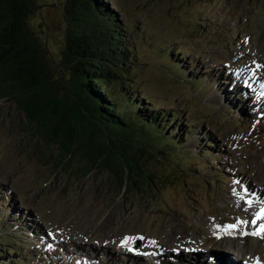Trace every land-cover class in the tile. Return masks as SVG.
<instances>
[{
	"label": "rangeland",
	"instance_id": "obj_1",
	"mask_svg": "<svg viewBox=\"0 0 264 264\" xmlns=\"http://www.w3.org/2000/svg\"><path fill=\"white\" fill-rule=\"evenodd\" d=\"M65 1L36 0L40 9L29 18L31 29L56 61L64 46ZM107 3L124 25L125 44L134 49L132 63L123 68L132 80L130 91L143 95V107L159 120L161 133L168 135H163L165 142L168 137L171 144L164 148V159L148 162L157 190L123 195L109 182L107 171H95L80 182L70 174H54L52 158L44 159L38 139L22 131V113L13 102L3 101L2 249L22 264H101L93 258L97 255L111 259L109 264H179L171 257L181 261L186 254L188 264H230L233 259L226 254L231 253L221 246L243 250L246 262L264 258V233L254 238L228 232L237 235L235 240L222 233L240 223L248 227L245 232H259V216H264V198L261 207L250 209L236 198L247 192L255 202L258 190L264 194V104L256 110L264 98V0ZM186 132L191 137L184 140ZM51 154H57V146ZM13 211L24 220L23 229L29 227L25 236L16 233L15 226H5ZM173 231L183 239V247L170 242ZM45 232L50 241L38 236L46 237ZM15 235L28 250L14 252L19 248L14 246ZM125 235L133 253L121 248L122 240L112 241ZM103 242L112 243L104 248L109 253L95 250L102 249ZM8 260L0 258V263Z\"/></svg>",
	"mask_w": 264,
	"mask_h": 264
},
{
	"label": "trees",
	"instance_id": "obj_2",
	"mask_svg": "<svg viewBox=\"0 0 264 264\" xmlns=\"http://www.w3.org/2000/svg\"><path fill=\"white\" fill-rule=\"evenodd\" d=\"M107 1H65L64 46L56 61L29 25L40 9L36 0H0V104L13 102L22 113V131L38 139L54 174L80 182L107 171L121 194L142 196L157 190L149 160L164 159L171 144L143 107V95L130 91L123 68L134 49ZM3 246L0 258L19 264Z\"/></svg>",
	"mask_w": 264,
	"mask_h": 264
},
{
	"label": "bare ground",
	"instance_id": "obj_3",
	"mask_svg": "<svg viewBox=\"0 0 264 264\" xmlns=\"http://www.w3.org/2000/svg\"><path fill=\"white\" fill-rule=\"evenodd\" d=\"M61 8V7H60ZM253 67V65H250L249 66V69H251ZM257 70L255 69V72H256ZM242 76L243 77H245V78H249V76H250V74L248 75L247 73H245V72H243L242 73ZM263 84H264V82H263ZM264 86V85H263ZM262 90V89H261ZM262 98V102H258L257 104L259 105V107H257L256 106V110H260V109H262L263 108V104H264V98L263 97H261ZM243 114H245L246 113V111H243L242 112ZM249 114H250V112H249ZM252 116V115H251ZM256 117V116H255ZM258 129H260V128H258ZM263 185H264V183H263ZM240 191V190H239ZM258 196H253V198H255L256 199V201L255 202H252V195H250L249 193H243V195L241 196V197H236V198H238L239 200H238V202H239V204H242L243 205V208L244 209H250V206L251 207H254V205H257V206H259L260 205V207H261V204H260V199H262V198H264V194H262V193H260V190H258ZM246 197V198H245ZM259 207V208H260ZM258 208V207H257ZM259 219H261L262 221H260L262 224H261V227H260V229L262 228V227H264V222H263V220H264V216H262V215H260L259 216ZM210 228L212 229V231L214 232V233H216V231H215V229H213L211 226H210ZM245 230H249L248 229V227L247 226H245V224L244 223H240V224H236V227L235 228H230L229 227V229H227V230H225V231H223L222 233L223 234H225V233H231V235H234V233H238L239 232V236H244V234H243V232H245ZM262 233V232H261ZM172 236L174 237V239L173 240H171L170 242H172V243H175V244H178V245H180V246H184V241H183V239L178 235V233H176V232H172ZM224 236V235H223ZM226 236V235H225ZM246 236V235H245ZM129 237V235H125V237H123V238H117V237H115L114 239H112V241L114 242V243H119L121 240V242H123V241H125V239L126 238H128ZM241 238L239 237V240H240ZM129 242H127V243H121V248L122 249H124V250H126V251H128V252H130V253H133L132 251H130L129 249H131V246H129V244H128ZM135 249V248H134ZM166 249H168V248H166ZM224 250H226V251H229L228 250V248H225ZM232 250H230V252H231ZM241 253H243V250H242V252ZM161 256V255H160ZM242 256H243V259H241L240 257H238V256H236V258H235V260L233 259L231 262H230V264H237V263H239V261H243V262H241V263H243V264H264V258H254V261L253 262H246L247 260H246V258H245V254L243 255L242 254ZM118 257V256H117ZM262 257V256H261ZM121 257H118V259H120ZM116 260H118L117 258H115ZM182 259V258H181ZM167 262H168V264H171L172 263V261H169V260H166ZM236 261H238V262H236Z\"/></svg>",
	"mask_w": 264,
	"mask_h": 264
},
{
	"label": "snow or ice",
	"instance_id": "obj_4",
	"mask_svg": "<svg viewBox=\"0 0 264 264\" xmlns=\"http://www.w3.org/2000/svg\"><path fill=\"white\" fill-rule=\"evenodd\" d=\"M229 227H230V228H235L236 225H230ZM260 232L264 233V227H262V228L260 229ZM127 242H128V239L126 238L125 241H123L122 243H127ZM129 250L131 251V249H129Z\"/></svg>",
	"mask_w": 264,
	"mask_h": 264
}]
</instances>
